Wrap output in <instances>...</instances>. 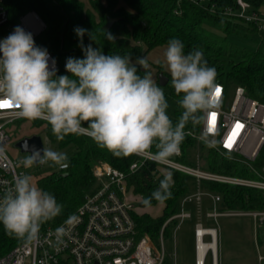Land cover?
Returning <instances> with one entry per match:
<instances>
[{"label": "clouds", "instance_id": "9594fccd", "mask_svg": "<svg viewBox=\"0 0 264 264\" xmlns=\"http://www.w3.org/2000/svg\"><path fill=\"white\" fill-rule=\"evenodd\" d=\"M74 32L83 56L66 57L63 74H57L55 58L50 61L48 49L36 44L31 31L15 25L0 38V98H8L2 101H10L22 117L46 120L57 140L69 133L85 134L116 156L146 153L162 163L179 151L188 122L202 125L199 139L206 146L222 142L207 119L220 105L217 72L199 48L186 52L183 42L171 37L163 49L159 63L168 73L182 109L173 121L166 111L169 104L164 90L148 70L145 56L105 54L91 43L84 44L85 33L97 41L93 32L82 26H76ZM103 32L108 40H114L112 33ZM138 68L144 69L142 75ZM66 160L62 151L31 148L22 165L29 169L34 163L52 162L63 167ZM168 189L169 178L164 176L151 198H166ZM149 202L150 198L144 201ZM61 211L54 194L35 184L29 172L16 175L11 188L0 189V224L26 242L36 241L41 225ZM73 219L70 214L56 228L58 241L68 234Z\"/></svg>", "mask_w": 264, "mask_h": 264}, {"label": "trees", "instance_id": "16d2710c", "mask_svg": "<svg viewBox=\"0 0 264 264\" xmlns=\"http://www.w3.org/2000/svg\"><path fill=\"white\" fill-rule=\"evenodd\" d=\"M254 7L262 4L263 0H248ZM214 4V10L211 9ZM12 21L15 16L27 10H35L45 22V28L37 38L40 46L50 50L58 63L57 74L66 73L64 67L66 57L83 56L78 45L79 37L74 32L76 26H82L93 32L97 41L90 40L85 33L83 42L99 47L105 54L130 53L133 58L145 56L149 50L159 45H166L171 37H178L184 44V50L199 48L204 59L217 72L216 81L223 82L226 87L230 83L245 87L248 96L264 102V29L254 22H245L241 18L221 13L224 8L238 6L237 0H211L206 4H199L191 0H9ZM109 18H114L109 30L104 25ZM104 31L112 33L114 40H108ZM260 35L257 48L242 45L229 39L230 34ZM158 73L163 71L161 64H157ZM150 67H149V69ZM144 69L138 68L142 75ZM70 75V73H68ZM169 77V76H168ZM170 80V77H169ZM158 85L164 90L166 99L173 100L166 110L175 121L182 109L178 104L179 96L174 92L170 83ZM38 123H45L48 138L61 147L72 145L74 150L67 158L69 167L64 170H52L37 179L38 186L50 191L62 205V211L52 220L43 223L56 224L73 213L84 201L87 194L94 192L99 184L93 175V167L101 162H109L119 170L128 173L131 165L139 161L137 154L116 156L105 147L98 146L92 138L85 134H66L64 139L57 140L46 120L35 119ZM202 125L193 126L191 122L185 125V138L180 144L181 154L174 156L176 161L193 166L186 156V149L193 145L196 136L200 134ZM152 151H155L153 148ZM208 165L203 170L239 177H256L249 164L241 157L221 152L211 147L207 153ZM154 163H150L153 165ZM264 164V148L255 160V166ZM156 166L144 170L145 177L153 187L160 183L161 175ZM175 186L170 194L164 198L166 207L163 215L151 218L148 212H138V226L141 233H148L153 237L160 234L165 221L176 213L180 196L188 189L186 179L196 176L172 168ZM143 174V168L127 176V189L133 187V193L139 195L134 185ZM155 175L157 179L155 181ZM178 176V179L175 176ZM207 180L209 188L217 190L221 200L227 208L254 209L264 208V189L257 187L225 182L214 179ZM170 185V184H169ZM159 187V186H158ZM127 190V191H128ZM137 192H136V191ZM143 196V195H142ZM150 198L149 194L142 197L144 202ZM159 200L150 199L148 204H155ZM145 204V203H144ZM147 216V217H141ZM176 223L173 218L164 227V235L171 232V224ZM259 241H264V225L258 228ZM25 240L9 234L0 224V254L8 251L14 245Z\"/></svg>", "mask_w": 264, "mask_h": 264}, {"label": "built area", "instance_id": "2783aa9c", "mask_svg": "<svg viewBox=\"0 0 264 264\" xmlns=\"http://www.w3.org/2000/svg\"><path fill=\"white\" fill-rule=\"evenodd\" d=\"M191 1L206 4L211 0ZM8 3L9 0H0V38L12 32L15 25H20L33 33L34 40L39 45L37 38L44 30L45 22L35 10L30 9L22 13L19 22L15 24L11 19ZM237 3L236 8L228 6L220 12L241 18L245 22H254L264 29V11L254 7L248 0H237ZM214 6L212 4V10H214ZM48 52L51 61L54 55L50 50ZM55 67L58 69L56 58ZM216 82L220 88L218 95L220 105L218 109L207 114V119L216 130L217 140L222 141L215 148L221 152L241 157L244 162L250 165L256 177L246 178L218 174L183 164L173 159L172 156L160 163L150 159L146 153L139 154L141 159L131 165V170L128 173L119 170L109 162L98 163L93 167L92 172L99 187L94 192L87 194L84 201L71 213L74 214V219L68 234L58 241L55 230L69 216L56 224L41 225L36 241H23L14 245L8 251L0 254V264H168L164 246V227L173 218L183 219L190 216V213L182 210L170 216L163 224L157 237L141 233L134 210L135 201L129 200L124 194V187H121L125 177L145 168L150 163L170 169L177 168L198 179H214L264 189V164L261 168L254 165L264 148V102L248 96L245 87L237 85L230 108L225 110L227 87L221 81ZM3 99L8 98L2 97L0 101ZM212 113H215L214 117ZM23 118L25 117L18 114V110L12 107L10 101L8 104H0V147L4 149V154L0 155V189L11 188L13 178L26 172L24 169H19L20 166H23V157H12L7 151L10 135L7 132L6 124ZM237 124L240 126L237 127ZM229 144H231L230 147ZM181 152L180 147L173 157L180 155ZM36 165L44 167L52 165L46 172L64 171L69 167V161L66 160L63 167L52 162ZM200 194H196L197 199H200ZM213 197L215 201L221 200L220 194ZM232 213L250 215L255 219L257 226L264 225V208ZM220 214L221 212L215 207L209 213L214 217ZM208 234L213 239L210 228L199 225L195 229V264H199V242L200 240L206 241L204 238ZM158 238H161V247L156 243ZM209 252H211L213 264L212 248L206 249L204 261H206ZM259 258L263 259L264 254H261Z\"/></svg>", "mask_w": 264, "mask_h": 264}, {"label": "rangeland", "instance_id": "374dc122", "mask_svg": "<svg viewBox=\"0 0 264 264\" xmlns=\"http://www.w3.org/2000/svg\"><path fill=\"white\" fill-rule=\"evenodd\" d=\"M83 1L87 3V5L89 4V0ZM258 9L263 11L264 0L262 4L258 6ZM22 13L15 16L13 21L15 24L19 22ZM229 39L251 48H257L260 44V35L254 33L252 35L230 34ZM165 47L166 45L154 47L146 54L149 67L154 73L156 81L160 73L157 71V64H161L159 61L162 60L163 49ZM236 87L237 85L235 83H230L227 86V94L224 102L225 110L230 108ZM167 100L168 104L173 105V100ZM6 129L10 135V139L7 142V151L12 157H24L29 154L28 151H22L21 148L16 145V142L24 136H30L33 134L41 135L44 147L62 151L66 154L67 158L74 150V146L72 145L61 147L57 143L51 141L47 136L45 123H38L35 119L23 118L10 122L6 124ZM209 149H211V147L206 146L197 135L194 144L186 149V156L194 167L206 169L208 165L207 153ZM172 158L175 157L172 156ZM50 166L44 167L34 163L29 169H25L23 166H20L19 169H24L26 172H29L32 176L33 182L38 185L37 179L46 174V171L50 169ZM257 167L261 168L262 166ZM170 173L173 175L172 169ZM175 178L178 179V176L176 175ZM186 182L188 189L180 196L176 213L183 210L190 212L191 214L183 219H178L176 223H172L170 234L164 235V246L167 253L168 264H195L194 227L198 219H201L204 225H214L217 229L218 264H264V258H259V254H264V241H257L256 236L258 233L254 226L253 217L247 214L232 213L247 209L227 208L222 200L214 201L213 196L219 192L210 189L207 180L198 179L197 177H188ZM129 190L125 193L126 197L129 200H137L135 201L136 207L134 210L140 213L148 212L152 215L160 213L162 208L161 202L141 205L140 202L142 201V195H136ZM198 193H201L200 201L196 198V194ZM214 207L221 212V214L209 221L206 217V213L208 210L213 211ZM223 211H226L227 213ZM176 213H173V215ZM204 239L210 241L209 236H205ZM156 243L161 247V238H158ZM205 264H212L211 252L208 253Z\"/></svg>", "mask_w": 264, "mask_h": 264}, {"label": "crops", "instance_id": "0c3cea01", "mask_svg": "<svg viewBox=\"0 0 264 264\" xmlns=\"http://www.w3.org/2000/svg\"><path fill=\"white\" fill-rule=\"evenodd\" d=\"M263 11H264V9H263ZM159 46H163V45H159ZM150 166H156V167H158L160 169V174L159 175H161V178H163L164 176H167L169 178V184H170L169 185V189H168L169 191L174 188V186H175V179H174L173 175H171V173H170L171 172V169L170 168H166V167H162V166H157L156 164H153V165H147V166H145V168H143V174L141 175L140 180L138 182H136L135 185H134V189L138 190L139 196L143 195L142 197H144L145 194H149L150 195V199L159 200L162 203V208H161L160 213H158L156 215H152L153 217H159V216H161L164 213V210H165V207H166V201L164 199L151 198V193L158 188L159 182H156V187H153L151 185V183L148 182V180L146 179L144 170L145 169H148ZM129 191H133V187H130V190ZM197 200L200 201L201 198L200 199H197ZM134 201H137V200H134ZM214 201H215V199H214ZM210 212H212V210H208L207 213H206V215H207L206 217L209 219V221H211L213 218H216L214 216H210L209 215ZM223 212L227 213L226 211H223ZM152 216H148V217L153 218ZM141 217H147V216H141ZM176 219L178 220V219H181V218H176ZM253 220H254V226H255L256 232L258 233L259 232L258 231V226H257L256 221H255L254 218H253ZM199 225H202V226L207 227V228H213V227L216 228L214 225H204L203 224V221H201V219H198L196 221L195 227H194L195 255H196V235H195V229ZM206 236H209L210 237V240H211V236L209 234L206 235ZM256 237H257V241H259L258 235ZM260 255L261 254H259V256ZM195 260H196V256H195ZM217 264H218V262H217Z\"/></svg>", "mask_w": 264, "mask_h": 264}, {"label": "water", "instance_id": "95a60500", "mask_svg": "<svg viewBox=\"0 0 264 264\" xmlns=\"http://www.w3.org/2000/svg\"><path fill=\"white\" fill-rule=\"evenodd\" d=\"M114 20H115L114 18H109L107 23L104 25L105 30L110 29ZM168 80H169V77L163 71H161L159 73V83L161 85H165L168 82ZM16 145H18L22 151H28V152H29V149L31 148H43L44 147L43 140L40 134L24 136L16 142ZM35 164H38V163H35Z\"/></svg>", "mask_w": 264, "mask_h": 264}, {"label": "bare ground", "instance_id": "6f19581e", "mask_svg": "<svg viewBox=\"0 0 264 264\" xmlns=\"http://www.w3.org/2000/svg\"><path fill=\"white\" fill-rule=\"evenodd\" d=\"M156 174L159 175L160 174V170L156 171ZM157 175H155V181L157 179ZM123 186H121L122 188L124 187V194L127 192V177H125L122 181ZM141 205L144 204L143 201L140 202ZM210 231L213 233V239H211L210 241H204V240H200L199 242V250H198V259H199V264H205L204 261V255L206 252L207 248H212L213 249V264H217V230L216 228H210Z\"/></svg>", "mask_w": 264, "mask_h": 264}, {"label": "snow or ice", "instance_id": "6c2138e0", "mask_svg": "<svg viewBox=\"0 0 264 264\" xmlns=\"http://www.w3.org/2000/svg\"><path fill=\"white\" fill-rule=\"evenodd\" d=\"M219 93H220V88H219V86H218V87H217V93H216V95L218 96ZM8 103H9V102L0 101V104H8ZM212 116L214 117V116H215V113H212ZM239 126H240V125L237 124V127H239ZM229 139H231V137H229ZM228 146L230 147L231 144H229Z\"/></svg>", "mask_w": 264, "mask_h": 264}]
</instances>
